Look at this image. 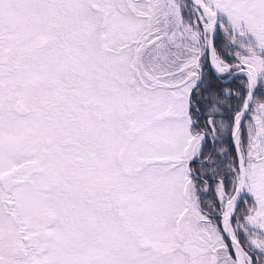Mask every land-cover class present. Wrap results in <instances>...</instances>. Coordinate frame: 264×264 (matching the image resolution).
Listing matches in <instances>:
<instances>
[{
  "label": "snow or ice",
  "instance_id": "6c2138e0",
  "mask_svg": "<svg viewBox=\"0 0 264 264\" xmlns=\"http://www.w3.org/2000/svg\"><path fill=\"white\" fill-rule=\"evenodd\" d=\"M0 264H264V0H0Z\"/></svg>",
  "mask_w": 264,
  "mask_h": 264
}]
</instances>
